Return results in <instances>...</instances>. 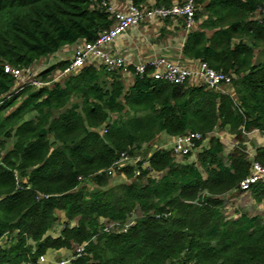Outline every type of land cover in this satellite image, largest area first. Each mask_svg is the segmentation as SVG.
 <instances>
[{
	"label": "trees",
	"instance_id": "trees-1",
	"mask_svg": "<svg viewBox=\"0 0 264 264\" xmlns=\"http://www.w3.org/2000/svg\"><path fill=\"white\" fill-rule=\"evenodd\" d=\"M176 1L184 0L155 6ZM94 6L0 0V264H40L50 250L84 244L70 264H264V217H229L223 199L240 193L250 173L246 134L264 133V21L256 19L258 9L264 17V0H196L183 55L231 76L233 96L155 80L151 67L126 86L121 74L95 64L16 93L4 65L36 66L67 46L95 41L113 20ZM69 63L40 77L49 82ZM226 129L236 141L227 154L214 135ZM188 132L208 140L207 147L198 143L195 160L151 148L160 135ZM143 149L148 169L136 176L134 166L125 167L117 175L127 182L111 185L107 170L121 154ZM254 161L264 165V148ZM251 195L263 203L264 182ZM130 220L125 231L103 232L106 223Z\"/></svg>",
	"mask_w": 264,
	"mask_h": 264
},
{
	"label": "built area",
	"instance_id": "built-area-1",
	"mask_svg": "<svg viewBox=\"0 0 264 264\" xmlns=\"http://www.w3.org/2000/svg\"><path fill=\"white\" fill-rule=\"evenodd\" d=\"M97 9H105L110 14L113 25L110 29L103 31L93 42H84L82 46L74 50L70 63L61 72H57L53 81H44L40 74L46 69L40 70L39 65L20 69L4 65L5 73L11 75L15 80L16 93H19L23 87L43 88L49 87L53 83L58 82L66 76L72 75L79 69L95 64L96 66H104L108 72H117L123 77L129 75H143L146 73L147 67L153 69L150 77L155 80H161L170 84L181 85L187 82H195L202 84L207 89L227 93L226 88L231 87L232 77L222 71L211 68L207 63L197 61L194 65L184 66L180 62L169 60L165 57H157L146 64H132L123 55L114 53L109 50V46L114 44L116 40L125 34L131 28L140 26L144 22L155 20H182L187 32L193 30L196 26V0L176 1L171 6H152L140 7L135 5L131 0L125 11H119L111 2V0H93ZM258 9L256 19L259 22L264 21ZM195 61V60H194ZM131 67L134 71L131 70ZM55 75V74H54ZM53 75V76H54ZM106 130H104V133ZM248 134V133H247ZM246 134V135H247ZM203 141V135L199 132H188L173 139L171 150L174 157L178 160L198 150V143ZM249 154V152H248ZM252 166L249 175L240 182L238 191L242 193L251 192L253 185L264 182V165L254 161V156L249 154ZM141 163L140 166L138 164ZM134 166L136 176H140L142 170L148 169V162L143 160L141 156L132 157L128 153H122L119 160L107 170V175L115 177L120 174L121 169ZM122 176H125L121 173ZM81 180V179H80ZM134 224L133 220L128 221L125 225L118 223H106L103 228L104 233L121 232L128 229ZM85 244L76 246L73 253L67 257L59 259L52 264H70L71 261L80 257L85 251ZM40 264H50L45 256L39 259Z\"/></svg>",
	"mask_w": 264,
	"mask_h": 264
},
{
	"label": "crops",
	"instance_id": "crops-1",
	"mask_svg": "<svg viewBox=\"0 0 264 264\" xmlns=\"http://www.w3.org/2000/svg\"><path fill=\"white\" fill-rule=\"evenodd\" d=\"M129 1L130 0H111L112 4L119 11H125L129 5ZM152 6H155V0H148L145 7ZM187 35L188 32L186 31L184 22L182 20L168 19L149 21L142 23L140 26L131 28L125 34L121 35L114 44L109 46V50L114 53L123 55L129 62L135 65L140 63H149L151 60L157 57H165L169 60L180 62L181 65L191 66L194 65L197 61L187 59L183 55V46L185 44ZM83 44L84 41H80L74 45L63 48L46 60H52L51 62H47L46 64L42 63V66H39V68L41 67L40 70H43L44 67L47 69L62 61H69L73 56L74 50L77 47L82 46ZM258 58L259 61H263V54L258 53ZM123 80L126 83V86H131L134 81V75L131 74L129 76H125ZM226 92L233 96V90L231 87H227ZM214 135L218 136L221 139L222 143L225 145L226 154L231 152L236 146V141L230 134L229 130L226 129V131L223 132H216ZM164 136L165 135L162 136L164 138V143L162 146L170 145L173 138L165 136L167 138L166 141V138ZM246 137L247 152H249V154H251L252 156L255 155L257 148H264L263 132L256 130L248 133ZM225 140L227 141L228 146H226ZM203 146H208V140L203 144ZM120 176L122 181L119 183H126V176ZM223 199L225 208L227 209L228 206H236L238 203H241L245 200H250L252 202V205L257 206L258 208L264 205V202L257 203L251 196V192L239 193L232 191L223 196ZM236 210L239 212L237 208ZM243 212L237 213L238 215L236 214V217H238ZM236 217L234 216V218ZM59 232L60 227H55L51 231V234L58 236ZM57 253H59V257L57 256ZM72 253V251L66 249L50 250L45 255V258L48 263L52 264L56 261L57 258H62L61 254H63L65 257H69Z\"/></svg>",
	"mask_w": 264,
	"mask_h": 264
},
{
	"label": "rangeland",
	"instance_id": "rangeland-1",
	"mask_svg": "<svg viewBox=\"0 0 264 264\" xmlns=\"http://www.w3.org/2000/svg\"><path fill=\"white\" fill-rule=\"evenodd\" d=\"M52 60H49V61H47L48 63L49 62H51ZM46 62V63H47ZM56 76V74L52 77V79H51V81H53V79H54V77ZM163 135H161V136H159L158 138H157V140L154 142V144L151 146V148H155V149H158V148H167V149H170V148H172V145H173V140H172V143L170 144V145H166V146H162L163 145V143H164V138L162 137ZM165 137V136H164ZM166 138V137H165ZM166 141H167V138H166ZM206 141H203V144L205 143ZM225 143H226V146H228V144H227V141L225 140ZM200 151V149L199 150H197V151H195L193 154H192V156H193V158L192 159H194L195 158V156L197 155V153ZM146 150L145 149H143V151H141L140 152V154H139V156L141 155V158H144L146 155ZM184 160V158H179L178 159V161H183ZM122 180H121V176L120 175H116L115 177H113V178H111L110 179V184L111 185H115V183H119V182H121ZM91 190H94L95 189V187H91L90 188ZM252 196V195H251ZM227 206V205H226ZM236 208L239 210V212H248L249 213V215H261L262 217H264V205L262 206V207H260V208H258L257 206H254V205H252V202L250 201V200H245V201H242L241 203H238L236 206H233V207H230V206H228V209L226 210L227 212V215L229 216V217H236L238 214L237 213H239L237 210H236ZM235 214V215H234ZM237 214V215H236ZM61 231V230H60ZM56 253V252H55ZM57 256L59 257V253H57ZM61 257L62 258H67V257H65L63 254H61ZM62 258H57L56 259V261H58L59 259H62Z\"/></svg>",
	"mask_w": 264,
	"mask_h": 264
}]
</instances>
